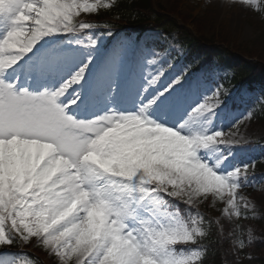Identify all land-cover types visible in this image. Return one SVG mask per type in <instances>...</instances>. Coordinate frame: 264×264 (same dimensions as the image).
Returning a JSON list of instances; mask_svg holds the SVG:
<instances>
[{"label": "snow or ice", "instance_id": "1", "mask_svg": "<svg viewBox=\"0 0 264 264\" xmlns=\"http://www.w3.org/2000/svg\"><path fill=\"white\" fill-rule=\"evenodd\" d=\"M119 5L0 0V264H24L10 250L32 238L56 264H205L223 227L198 205L223 203L229 221L257 212L255 162L225 130L264 90L76 19Z\"/></svg>", "mask_w": 264, "mask_h": 264}, {"label": "rangeland", "instance_id": "2", "mask_svg": "<svg viewBox=\"0 0 264 264\" xmlns=\"http://www.w3.org/2000/svg\"><path fill=\"white\" fill-rule=\"evenodd\" d=\"M260 3V9L257 10L254 6L248 5L242 2V0H153V5L158 12L167 15V13L178 14L188 30H193L195 34L203 38L207 43L211 44H225L229 47L228 50L233 54H240L242 56H255L258 57L262 64L264 63V36L262 34L264 28V0H258ZM83 19V16L78 18ZM185 19V20H184ZM134 30H128L127 33L122 31L118 32L120 36L131 37L136 39ZM174 33V32H172ZM92 34V33H90ZM89 35V34H87ZM160 32L158 30H148L142 36V38H149L152 41L158 39H164L159 37ZM161 42H164L162 41ZM166 46H171L177 53L182 54V45L175 37H171L165 40ZM205 55L203 53H196L195 68H209L205 62ZM238 56V55H237ZM215 78L221 74L229 73L226 66H216L213 68ZM236 89H246V87ZM251 91V90H250ZM253 93V91H251ZM223 99V97H222ZM247 106H241L233 112V117L236 120L232 124L226 126L225 136L231 135V138L235 141H239L242 147L236 150V159L239 161L246 152L255 151L256 145L262 137H264V127L255 123L253 119L245 116L243 119H239L241 114L245 113ZM250 161V158H247ZM254 171L256 175L255 187L245 189V192L254 198V202L258 205L257 212L252 214L254 219H248L243 222L242 228H245L246 248H252L254 241H264V224L260 221L264 220V171L255 170L250 167V173ZM224 204L214 201L211 197L202 201L198 205V210L207 216L212 221H219L223 227L222 236H230V233L237 228V220L224 218L222 215V209ZM262 219V220H261ZM264 222V221H263ZM251 230L252 240L248 241V233ZM232 237V236H230ZM252 245V246H251ZM232 254L235 253V259L241 257V251L236 248L235 242L231 239L229 245ZM262 250H264V245ZM250 252V251H248ZM43 261L46 264H56L54 258H50L48 254L41 251Z\"/></svg>", "mask_w": 264, "mask_h": 264}, {"label": "trees", "instance_id": "3", "mask_svg": "<svg viewBox=\"0 0 264 264\" xmlns=\"http://www.w3.org/2000/svg\"><path fill=\"white\" fill-rule=\"evenodd\" d=\"M90 3L94 2V0H89ZM105 3H113L114 0H104ZM82 14V13H81ZM91 20L93 22H98L99 24H110V25H120V26H130V27H142L146 23H153L155 25L166 23L165 27H170V29H177L180 33L183 30L179 24L172 18L167 15H164L157 11L155 6L153 5V0H120L119 7H114L112 9H100L97 13H92ZM185 20V19H184ZM116 21V23H114ZM118 23V24H117ZM264 29V28H263ZM189 40L188 43H193L195 38H191V34L189 31H184ZM264 36V30L262 32ZM215 51L218 50L221 54H224L222 51H219V48H212ZM210 49V50H212ZM222 50V49H220ZM221 57V55H220ZM235 63L240 67L242 72H252V70L258 67L257 64L248 63L240 58L234 57ZM261 71L264 72V67L259 66ZM242 76V75H241ZM248 76V75H247ZM246 76V77H247ZM236 80V79H235ZM254 117L256 121L264 127V106L260 107L257 111L254 112ZM258 169L264 170V159L263 162H258ZM264 218V217H262ZM248 219H254L252 213L249 214V218L247 219H239L237 220V225L240 226L235 228L236 236L233 237H241L245 240V228H242L243 222ZM262 220V219H261ZM264 220L260 221V223L264 224ZM264 235V233H262ZM229 237H223L220 235L219 231L214 227H212V235L211 237L204 241V243L208 246L209 256L206 260L205 264H264V250H262L264 241H254L252 248H245L242 251L241 259L236 260L235 254L231 252L229 245ZM236 239V238H235ZM17 244H21L18 242ZM31 245L35 244L34 238H32ZM250 251V252H248ZM34 258V261L38 264H43L40 258L31 255Z\"/></svg>", "mask_w": 264, "mask_h": 264}]
</instances>
